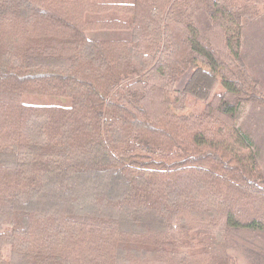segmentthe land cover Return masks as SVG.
Wrapping results in <instances>:
<instances>
[{"label":"trees","instance_id":"obj_1","mask_svg":"<svg viewBox=\"0 0 264 264\" xmlns=\"http://www.w3.org/2000/svg\"><path fill=\"white\" fill-rule=\"evenodd\" d=\"M263 12L0 0V264H226L201 229L264 230V172L229 110L264 105L241 52ZM188 95L204 108L185 113Z\"/></svg>","mask_w":264,"mask_h":264},{"label":"crops","instance_id":"obj_2","mask_svg":"<svg viewBox=\"0 0 264 264\" xmlns=\"http://www.w3.org/2000/svg\"><path fill=\"white\" fill-rule=\"evenodd\" d=\"M259 23L256 22V24ZM261 28L262 31H256V29L248 27L247 23L245 24L242 44L244 43L243 49L246 56L243 49L242 54L249 61L251 69L254 68L253 74L256 75L264 89V26ZM235 109L233 112L238 126L253 141L264 172V105L248 101L238 104ZM229 226L231 225L223 223L219 229L225 232V240L230 238V247L236 248L233 250L230 248V252L235 255L238 261L241 264H264V230ZM226 233L229 238L226 237ZM244 234H248V237H240V235L245 236ZM230 252L228 251V253Z\"/></svg>","mask_w":264,"mask_h":264},{"label":"rangeland","instance_id":"obj_3","mask_svg":"<svg viewBox=\"0 0 264 264\" xmlns=\"http://www.w3.org/2000/svg\"><path fill=\"white\" fill-rule=\"evenodd\" d=\"M256 22H260L259 24H256ZM247 23L248 27H252V29H256V31L259 30H263L261 27L264 26V12L258 16L255 19H251L248 20L247 22H245V24ZM245 26V25H244ZM244 43L242 44L241 47V52L243 49ZM243 53H244V49H243ZM245 55V53H244ZM243 56V60L248 68V70L250 71V73L258 80V78L256 77V75L253 74V69H251L250 67V63L249 61ZM246 56V55H245ZM192 68L189 69L188 72H186L183 76H181L178 80V83L175 87V89H172L170 91L167 92L166 96L167 99L174 101L177 100L178 98V91L181 90L185 84V82L187 81V79L189 78L190 74H191ZM259 82V80H258ZM260 84V83H259ZM260 88L264 91V89L261 87ZM223 91H225L224 87L221 84H218V86L216 87V92L217 93H223ZM26 100L30 101V102H39V103H49V102H60L62 101V98L59 100L56 96H50V95H44V94H30L26 96ZM248 101H254V102H258L256 100H248ZM248 101H244V102H248ZM243 102V103H244ZM260 103V102H258ZM261 105H263L262 103H260ZM205 106V103L198 99L197 97L193 96V95H188L187 99H186V108H185V113H189V112H199L201 111ZM232 109H229L230 112H233L234 110H236L234 106L231 107ZM234 113V112H233ZM228 224V223H226ZM222 224H220L221 226ZM218 226L216 229L214 230H204L201 229L202 234L204 235V237L206 238V240L209 243V246L212 250V252L216 255V257L220 260V261H224L225 263L229 262V264H241L240 261H238V259L235 257L234 254H232L230 252V248L231 250L236 249L234 247H230V238L228 236V234L226 233V237H228V240H225V232L223 230H220ZM231 227V226H229ZM7 229H9V226H6ZM240 234V233H239ZM240 235V237H248V234H244ZM249 237H255V236H249ZM237 238H239V236H237ZM228 251L231 253H228ZM4 255L6 258H10L11 255V247L10 245L6 246V248L4 249ZM227 257H231L232 260L226 261L228 260Z\"/></svg>","mask_w":264,"mask_h":264}]
</instances>
